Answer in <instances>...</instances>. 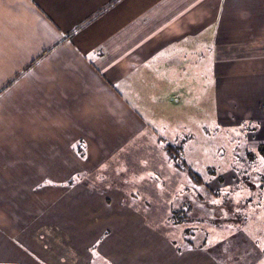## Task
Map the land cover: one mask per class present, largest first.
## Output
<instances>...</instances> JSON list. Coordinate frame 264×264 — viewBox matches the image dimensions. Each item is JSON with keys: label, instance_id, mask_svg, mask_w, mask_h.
<instances>
[{"label": "crops", "instance_id": "0c3cea01", "mask_svg": "<svg viewBox=\"0 0 264 264\" xmlns=\"http://www.w3.org/2000/svg\"><path fill=\"white\" fill-rule=\"evenodd\" d=\"M109 1L0 0V264H89L70 248L87 245L111 264H219L161 243L126 193L81 177L145 132L130 101L167 99L168 81L192 85L201 69L228 114L264 118V0H121L68 36ZM45 237L47 253H31Z\"/></svg>", "mask_w": 264, "mask_h": 264}, {"label": "rangeland", "instance_id": "374dc122", "mask_svg": "<svg viewBox=\"0 0 264 264\" xmlns=\"http://www.w3.org/2000/svg\"><path fill=\"white\" fill-rule=\"evenodd\" d=\"M198 48V57L206 62V48L202 44ZM168 74L172 79L171 70ZM138 99L130 102L144 116L145 132L104 160L96 171L85 173L83 183L126 193L124 203L143 210L153 230L161 233L160 242L169 237L180 254L195 248L219 264H264V158L257 153L258 144L264 142V118L248 119L256 114L254 107L236 108L241 117L228 114L227 97H217L214 91L212 71L202 69L192 85L168 81L167 99L148 97L142 103ZM161 138L183 144L189 166L205 184L195 183L175 166ZM250 151L254 157L248 156ZM54 202L45 196L40 204L46 208ZM186 207L190 209L188 221L176 224L174 211ZM41 231L40 235L46 232ZM47 240L41 239L40 245ZM62 242L53 237L49 241L63 254L61 250L66 253L67 247ZM91 247L70 248L72 254L87 255L89 264H111L103 260L97 246L92 251ZM42 250L37 246L30 252L47 253L43 246Z\"/></svg>", "mask_w": 264, "mask_h": 264}, {"label": "trees", "instance_id": "16d2710c", "mask_svg": "<svg viewBox=\"0 0 264 264\" xmlns=\"http://www.w3.org/2000/svg\"><path fill=\"white\" fill-rule=\"evenodd\" d=\"M120 1L121 0H111L105 5H103L100 9H98L96 12L90 15L87 19H85L83 22L78 24L77 27L68 34V36H72L75 33V31H77L78 29L83 28L84 26L88 25L92 21H95L97 18L101 17L103 14H105L109 9H111L113 6L118 4ZM160 140L164 142V149L167 151L170 159L173 161V163L179 170L186 172L195 183L199 185L205 184L203 177L196 170H194L192 167L189 166L185 158V155H184L183 144H174V143L168 142L164 138H161ZM83 145H84V141L80 140L77 150L81 154H83V151H84ZM257 153L264 158V143H261L257 146ZM248 156L254 157L255 155L254 153H251L250 151L248 152ZM70 183L71 184L74 183L73 180H71ZM189 210H190L189 207H186L185 209L180 208L174 211L173 218H174L175 223L179 224V223L188 221ZM190 231L191 230L189 229L187 230V232H190ZM189 243L191 245L193 244L191 240H189Z\"/></svg>", "mask_w": 264, "mask_h": 264}]
</instances>
